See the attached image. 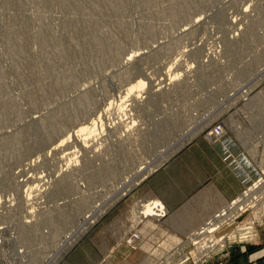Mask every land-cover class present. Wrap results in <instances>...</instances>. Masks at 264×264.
Listing matches in <instances>:
<instances>
[{
    "label": "rangeland",
    "instance_id": "obj_1",
    "mask_svg": "<svg viewBox=\"0 0 264 264\" xmlns=\"http://www.w3.org/2000/svg\"><path fill=\"white\" fill-rule=\"evenodd\" d=\"M11 1L0 0V264H57L81 238L107 231L101 264H199L255 240L264 225V0ZM176 6L186 9L173 16ZM105 37L113 43L100 51ZM138 77L144 86L125 94ZM94 117L82 147L73 132ZM227 134L255 160V181L195 227L187 210L168 222L164 205L153 219L150 203H162L142 191L147 177L193 136ZM228 207L214 232L223 247L194 262L181 241Z\"/></svg>",
    "mask_w": 264,
    "mask_h": 264
},
{
    "label": "crops",
    "instance_id": "obj_2",
    "mask_svg": "<svg viewBox=\"0 0 264 264\" xmlns=\"http://www.w3.org/2000/svg\"><path fill=\"white\" fill-rule=\"evenodd\" d=\"M258 176L255 160L237 139L227 134L211 142L195 135L155 169L141 189L168 209V222L178 216L177 211L187 210L193 218L190 225L195 227L206 215L237 198ZM258 233L252 243L229 246L199 264H264V225ZM111 239L108 231L99 238L83 237L57 264H101Z\"/></svg>",
    "mask_w": 264,
    "mask_h": 264
},
{
    "label": "bare ground",
    "instance_id": "obj_3",
    "mask_svg": "<svg viewBox=\"0 0 264 264\" xmlns=\"http://www.w3.org/2000/svg\"><path fill=\"white\" fill-rule=\"evenodd\" d=\"M9 1V0H8ZM13 1V0H12ZM11 1V2H12ZM61 1V0H60ZM69 1V0H68ZM73 1V0H72ZM98 1V0H97ZM97 1H95V2H97ZM113 1V0H112ZM115 1L116 0H114V3H115ZM149 0H147V2H148ZM117 2V1H116ZM182 2V1H181ZM15 3V2H14ZM17 3V2H16ZM61 3V2H60ZM69 3V2H68ZM75 2H73V4H74ZM77 3V2H76ZM75 3V4H76ZM114 3H112L111 2V4H114ZM149 3L151 4V2L149 1ZM155 3V2H154ZM62 4V3H61ZM74 4V5H75ZM111 4H109V5H111ZM119 4V3H118ZM121 4V3H120ZM153 4V3H152ZM173 4V3H172ZM181 4V3H180ZM185 4V3H184ZM68 5V4H67ZM66 5V6H67ZM70 5V4H69ZM71 5H72V3H71ZM116 5V3L114 4V6ZM177 5V4H176ZM17 6H18V4H17ZM64 6V5H63ZM117 6V5H116ZM119 6V5H118ZM121 6V5H120ZM19 7V6H18ZM171 7V6H170ZM170 7H168V8H170ZM177 7V6H176ZM71 8V7H70ZM77 8H79V7H77ZM180 8L182 9L183 8V6L181 7V6H179V7H177V8H173V10H171V8H170V12H171V14L174 16L176 13L178 14V12L180 11L181 12V10H180ZM74 9V8H73ZM72 9V10H73ZM120 9V8H119ZM122 9V8H121ZM184 9H186V8H183V12H184ZM20 10V9H19ZM75 10H77V9H75ZM116 11V10H115ZM159 11V10H158ZM157 11V12H158ZM164 10H162V12H163ZM167 11H168V9H167ZM186 11V10H185ZM120 12V11H119ZM161 12V11H160ZM168 14H169V12H168ZM176 14V15H177ZM179 14H181V13H179ZM183 15V14H182ZM181 15V16H182ZM185 15H187V14H185ZM171 16V15H170ZM177 17H179V16H177ZM182 17H184V16H182ZM182 17H181V19H182ZM174 18V17H173ZM91 19V18H90ZM92 20V19H91ZM90 20V21H91ZM87 23H89L88 21H86ZM91 23L93 24V21H91ZM91 24V25H92ZM95 24V23H94ZM73 25V24H72ZM75 25H77V24H75ZM74 26V25H73ZM84 26H86V25H84ZM88 26H90V25H88ZM94 26V25H93ZM66 28H68V27H66ZM70 28V27H69ZM68 28V29H69ZM88 28V27H87ZM92 28V27H91ZM90 29V28H89ZM147 29H149L148 27H147ZM70 30V29H69ZM73 30V29H72ZM150 31H151V29H150ZM44 33H41L40 35H43ZM39 35V36H40ZM41 37V36H40ZM43 37V36H42ZM41 37V38H42ZM44 38V37H43ZM95 38V37H94ZM94 38H92L93 40H94ZM108 38V37H107ZM107 38L105 37V42L104 41H102L101 39V41H99V39H98V41H97V39L96 40H94V41H97V48L100 50V51H103L104 49H106L107 47H110L108 44H110V42L112 41V40H110V39H108L110 42H107L108 40H107ZM45 39V38H44ZM107 40V41H106ZM43 41V40H42ZM108 43V44H107ZM111 43H113V42H111ZM44 44V43H43ZM42 44V45H43ZM110 45H112V44H110ZM114 45V47H117L116 46V44L114 43L113 44ZM118 49V48H117ZM116 49V50H117ZM119 51V50H118ZM51 66V65H50ZM49 66V67H50ZM52 67V66H51ZM51 67H50V69H51ZM53 68V67H52ZM46 69H48V67L46 66ZM50 71V70H49ZM245 71V70H244ZM169 72V71H168ZM172 72V71H171ZM165 75H167V77L169 76V79L168 80H170V79H174L175 77H176V75H177V73H174L173 72V74L172 73H168V74H165ZM164 75V77H166ZM126 76V75H125ZM123 78V77H122ZM125 78V77H124ZM147 78V77H146ZM135 79V78H134ZM161 80V79H160ZM167 80V79H166ZM162 81H163V78H162ZM162 81H161V83H162ZM159 82V81H158ZM157 82V83H158ZM164 82V81H163ZM58 83V82H57ZM130 83V82H129ZM160 83V82H159ZM144 84H145V82H144V80H142L140 77H138V78H136L132 83H130L126 88H125V90H126V93L125 94H127V93H131V92H135V91H138V89L140 90L143 86H144ZM55 85V84H54ZM58 86V85H57ZM61 86V85H60ZM63 88V87H62ZM58 89H60V88H58ZM135 96H137V92H136V95ZM86 96H84V99H86L85 98ZM83 98V97H82ZM76 103V102H75ZM77 105V104H76ZM107 107V106H106ZM83 108H84V106H83ZM108 108H109V106H108ZM85 109V108H84ZM72 110V109H71ZM108 113V112H107ZM66 115V114H65ZM65 115H64V117H65ZM97 116H99V115H97ZM8 117V116H7ZM66 119H69L68 118V114L66 115ZM38 120V119H37ZM97 120H100V118L99 117H94V119H92V120H90V121H85V123H82V125L81 126H79V127H77L76 128V130L73 132V136L76 138V142H77V144L78 145H80V146H85L86 145V142L88 141V138L89 137H94V135H95V123H96V121ZM68 121V120H67ZM100 122H102V121H100ZM179 122V121H178ZM101 125H103L102 123L100 124V126ZM97 133V132H96ZM69 137H71L70 135H68V136H66V137H64V138H62V139H60V143H59V145L58 144H54V146H53V148H55V147H57V146H60V144L63 142V140L64 141H66ZM7 138V137H6ZM11 139V138H10ZM16 140V139H15ZM14 144L16 143V142H13ZM57 143V142H56ZM88 144V143H87ZM7 145H10V144H7ZM14 147V146H13ZM16 147V146H15ZM17 148V147H16ZM15 148V149H16ZM18 149V148H17ZM107 170H110V169H107ZM106 170V172L104 171V173H108V171ZM110 172V171H109ZM147 172H149V170L147 169L146 170V173ZM97 174V173H96ZM99 174V173H98ZM97 174V175H98ZM143 174V173H142ZM141 174V175H142ZM104 175V174H103ZM106 175V174H105ZM140 175V176H141ZM91 176H93V175H91ZM100 176V175H99ZM92 178V177H91ZM134 180H136V179H134ZM230 205V204H229ZM150 212H151V214L152 215H154V216H157L158 218L159 217H161V213L162 212H164V210H163V207H161L160 205H155L154 203L152 204V203H150ZM158 208V209H157ZM161 208H162V210H161ZM165 213V212H164ZM162 215H164V214H162ZM66 216V215H65ZM58 218H60V217H58ZM44 219V218H43ZM62 219V218H61ZM44 222V221H43ZM41 223V222H40ZM53 224H54V222H53ZM24 225V224H23ZM22 225V226H23ZM50 225L52 226V223L50 222ZM35 227H36V225H35ZM35 227H33V228H35ZM54 228V227H53ZM33 230V229H32ZM26 232V231H25ZM21 235H23L24 237L26 236V234H24V232H22L21 231ZM28 235V234H27ZM58 236V235H57ZM23 238V237H22ZM23 240H24V238H23Z\"/></svg>",
    "mask_w": 264,
    "mask_h": 264
},
{
    "label": "built area",
    "instance_id": "obj_4",
    "mask_svg": "<svg viewBox=\"0 0 264 264\" xmlns=\"http://www.w3.org/2000/svg\"><path fill=\"white\" fill-rule=\"evenodd\" d=\"M221 132H222L221 126L220 125H216L214 127V129H212V132H211L212 134L211 135L213 137H217V136H219L221 134ZM248 198H252L253 201L257 199V197L252 196V195L248 196ZM231 204L233 206L237 205V204L234 203V201H232L230 203V205ZM162 207H163L164 212L167 214V210L164 208L163 204H162ZM229 208L230 207H228L227 209L218 210L211 217V219H209L208 221H206L203 224H201L194 231H192L191 234H187L185 240L181 241L180 244H182V245H186L187 243H190L192 245V249L191 250H193V252L195 253L194 254V258H193L194 262L200 261L202 258L207 257L209 255V253H211L215 249L223 247L224 242L221 240L222 238H216V236L214 235V232L219 227L218 223H219L220 219L222 217H224L225 215H228L230 213ZM161 210H162V208H161ZM164 212L161 213V216H163L162 214H164ZM150 216H152L153 219H156V220H159V219L163 218V217H159L158 218L157 216H154V215H150ZM248 233H250V232L249 231H245V235L244 236H248ZM130 241L131 240H129V242ZM174 241H175V239H174ZM177 241H179V240H177ZM189 254H190L189 252H186L179 259V261H187L188 257H189Z\"/></svg>",
    "mask_w": 264,
    "mask_h": 264
}]
</instances>
